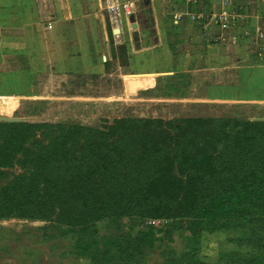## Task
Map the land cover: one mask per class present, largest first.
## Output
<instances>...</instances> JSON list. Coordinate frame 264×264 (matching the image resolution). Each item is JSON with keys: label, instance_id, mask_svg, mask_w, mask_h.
I'll list each match as a JSON object with an SVG mask.
<instances>
[{"label": "trees", "instance_id": "obj_1", "mask_svg": "<svg viewBox=\"0 0 264 264\" xmlns=\"http://www.w3.org/2000/svg\"><path fill=\"white\" fill-rule=\"evenodd\" d=\"M1 120L16 118L0 116V221L42 222L75 235L74 255L91 264L136 263L162 241L154 234L161 223L170 226L168 240L173 230L186 231L190 247L181 259L202 264L203 233L264 220V121L125 117L100 129ZM15 168L20 173L10 176ZM120 219L144 226L116 227L101 242L97 224ZM244 260L233 264H264V257Z\"/></svg>", "mask_w": 264, "mask_h": 264}, {"label": "rangeland", "instance_id": "obj_2", "mask_svg": "<svg viewBox=\"0 0 264 264\" xmlns=\"http://www.w3.org/2000/svg\"><path fill=\"white\" fill-rule=\"evenodd\" d=\"M0 4L4 5L5 2L0 1ZM247 8L249 12L257 10L263 13L261 22L259 20L257 23L260 35L255 39L247 31L244 36H248V39L237 41L235 37L234 44L240 41L244 48L229 53L228 56L232 59L230 63L226 60L220 63L222 57L218 56L215 63L205 66L202 58L196 65L189 64L198 67L197 70H189L188 55L186 54V59L184 53L180 66L182 72L173 69L169 73L165 71L173 66L171 57L165 58L157 50L160 69L152 73L145 71L148 74L146 76L144 69L142 72L137 70L131 73L116 70L118 66H129L126 46L119 41L115 43L113 39L118 32L113 33L114 29L106 23L105 16V29H110L112 33L106 42L109 55H100V61L103 63L104 59L107 65L106 75L94 82L91 90L87 89L84 82L77 84L75 81L67 82L66 87H55V80L52 78L54 74L43 71L42 67L46 64L41 59L19 54L18 50L12 48L10 41L7 43L0 37V91L2 95H6L0 97V116L16 118L14 121L1 122H49L101 129L104 125L111 124L114 118L125 117H155L164 121L215 116L250 121L264 118V103H250L246 100L264 96V0H247ZM137 11L141 30L152 26L154 14L151 8L144 3V7ZM170 22L171 17L168 16L157 25L161 28L166 25L163 30L171 41H175L177 28L172 22L170 25ZM176 50L177 48L173 51V56L179 59ZM257 53L261 55L255 59L254 55ZM236 66L238 68L235 69ZM146 67H151L152 71L154 65L146 63ZM75 75L68 78L73 80L77 77ZM65 80L68 81L66 78ZM71 91L76 92V95L69 97ZM107 103L115 105L104 106ZM18 173V168L8 171L10 176ZM3 184L0 181V185ZM143 223L152 224L150 221ZM140 226L136 220L120 219L113 224L108 221L100 222L96 229L102 242L103 239L116 235V227L124 233H130ZM167 229L170 226L163 223L155 227V237L162 241L157 240L151 248L144 249V256L137 259V264H185L181 256L189 251L187 232L173 230L171 239L168 240L165 232ZM244 233L249 237L248 241L237 244L235 239L242 237ZM75 237L72 234L61 236L54 226L42 222L2 220L0 264H91L88 259L74 255L72 246ZM241 256L245 260L250 256L264 257L263 219L244 222L239 230L202 234L198 256L202 264H233V259ZM110 264L120 262L113 260Z\"/></svg>", "mask_w": 264, "mask_h": 264}, {"label": "crops", "instance_id": "obj_3", "mask_svg": "<svg viewBox=\"0 0 264 264\" xmlns=\"http://www.w3.org/2000/svg\"><path fill=\"white\" fill-rule=\"evenodd\" d=\"M0 1L5 2L4 5L0 4V11L2 10L0 13V34L7 36L0 35V37L7 43L10 41L12 48L18 50L19 54L41 59L46 64L42 67L43 71L54 74L52 78L55 80V87H66L68 86L67 82L75 81L77 84L84 82L87 89L91 90L94 82L100 81L103 79L101 77L106 75L107 65L104 59H102L103 63L100 61V55H109L106 42L112 33H109L110 29H105L107 20H105L103 12L102 0ZM121 1L131 3L134 13L124 20L121 31H118V34L120 33L118 40L113 39L115 43L119 41L125 45L127 51L126 58L129 66L121 68L117 63L116 70L118 71L124 70L131 73L137 70L142 72L144 69V76H146L148 74L145 71L152 73L159 70L160 61L157 50L165 58L171 57L173 66L165 71L169 73L173 69L182 72L180 66L184 53L186 59V54L188 55L187 69L189 70H197L198 67H192L189 64L196 65L202 58L205 66L208 63H215L218 56L222 57L219 60L220 63L223 60L230 63L232 59L228 56L229 53L244 48V44L240 41L238 44H234L235 37L237 41L238 39H248V36H246L247 38L244 36L247 31L255 39L260 35L257 23L259 20L261 22L263 13L257 10L249 12L247 0H231L230 9L237 17V26L235 29L232 27L225 32H220L211 23L207 25L206 30H203L200 21H192L188 16L189 14H209L219 10L220 6L211 0H205L201 4L189 3L186 0ZM144 3L151 8L154 17L152 26L141 30L137 9H142ZM176 15L181 16L178 21L175 19ZM168 16L171 17L172 24L177 28L178 35L174 37L175 41H171L166 31L163 30L166 25L162 28L157 25L164 17ZM10 45L8 44V46ZM176 48L179 59L177 56H173V51ZM260 55L257 53L254 58L257 59L256 57ZM109 59L112 60L111 57ZM146 63L154 65L152 71L151 67H146ZM252 65L254 64L252 63ZM226 71L229 72V70ZM70 73L76 74L77 77L73 80L69 79V76L74 77V75H69ZM260 81L263 82L261 79ZM71 93L68 94L69 97L76 95V92L71 91ZM3 96L6 95H2L0 91V97L3 98ZM256 98L255 100L252 98L246 100L250 103H264L263 95Z\"/></svg>", "mask_w": 264, "mask_h": 264}, {"label": "built area", "instance_id": "obj_4", "mask_svg": "<svg viewBox=\"0 0 264 264\" xmlns=\"http://www.w3.org/2000/svg\"><path fill=\"white\" fill-rule=\"evenodd\" d=\"M189 3L201 4L205 0H186ZM220 6L219 10L212 11L209 14H189L188 16L192 21H200L203 30H206L209 23L216 26L220 32L229 31L232 27L236 25L237 17L235 13L230 9L231 0H211ZM103 12L106 16L108 25L113 30L121 31L124 20L130 17L134 13V7L131 3L122 2L121 0H102ZM181 16L176 15V21L179 20ZM49 28H51L49 26ZM120 34V33H119ZM115 35L114 38L119 37Z\"/></svg>", "mask_w": 264, "mask_h": 264}, {"label": "water", "instance_id": "obj_5", "mask_svg": "<svg viewBox=\"0 0 264 264\" xmlns=\"http://www.w3.org/2000/svg\"><path fill=\"white\" fill-rule=\"evenodd\" d=\"M114 33L118 32V30H114ZM5 121V120H3ZM252 121H264V118H259V119H253Z\"/></svg>", "mask_w": 264, "mask_h": 264}]
</instances>
